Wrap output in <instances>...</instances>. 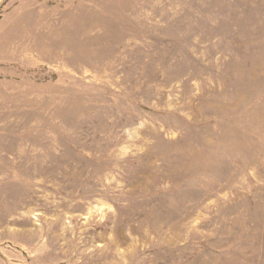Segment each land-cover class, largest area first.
Here are the masks:
<instances>
[{
    "label": "rangeland",
    "instance_id": "374dc122",
    "mask_svg": "<svg viewBox=\"0 0 264 264\" xmlns=\"http://www.w3.org/2000/svg\"><path fill=\"white\" fill-rule=\"evenodd\" d=\"M0 264H264V0H0Z\"/></svg>",
    "mask_w": 264,
    "mask_h": 264
}]
</instances>
